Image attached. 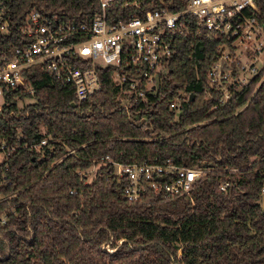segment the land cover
Instances as JSON below:
<instances>
[{"label":"trees","instance_id":"obj_1","mask_svg":"<svg viewBox=\"0 0 264 264\" xmlns=\"http://www.w3.org/2000/svg\"><path fill=\"white\" fill-rule=\"evenodd\" d=\"M174 1L182 8L187 0ZM254 3L264 29V0ZM32 10L83 22L99 3L9 0L11 29ZM213 47L178 39L157 94L129 111L119 107L111 69L99 73L101 90L76 107L73 90L37 67L24 74L32 102L17 108L15 92H5L0 140L16 150L0 163V264H264V79L214 109L204 98ZM179 94L194 100L176 118L168 105ZM138 108L148 112L147 124L130 122ZM44 139L48 158L31 148ZM65 147L75 156H65ZM102 157L212 170L188 196L165 201L151 192L130 203L112 165L85 182L82 172ZM231 167L240 173L229 177L223 169Z\"/></svg>","mask_w":264,"mask_h":264},{"label":"built area","instance_id":"obj_2","mask_svg":"<svg viewBox=\"0 0 264 264\" xmlns=\"http://www.w3.org/2000/svg\"><path fill=\"white\" fill-rule=\"evenodd\" d=\"M8 1L0 0V112L5 92H15L17 108L31 100L34 89L24 74L33 67L73 90L72 107L98 93L99 73L111 69L119 107L129 111L157 94L181 38L214 45L204 86V98L214 109L227 105L259 75L257 87L264 79V29L255 16V0H187L182 8L174 0H98L99 10L89 21H66L32 10L15 31L7 17ZM187 102L188 95L179 94L168 106L177 118ZM147 115L138 108L130 122L147 124ZM47 142L31 148L48 158L51 153L41 151ZM65 149V156H75L74 150ZM15 150L0 140V163ZM92 164L94 169L114 166L116 181L125 182L122 197L130 203L151 192L165 201L188 196L195 182L212 170L158 158L122 164L102 157ZM223 170L229 177L240 173L239 168ZM229 177L218 186L219 193L227 191Z\"/></svg>","mask_w":264,"mask_h":264},{"label":"rangeland","instance_id":"obj_3","mask_svg":"<svg viewBox=\"0 0 264 264\" xmlns=\"http://www.w3.org/2000/svg\"><path fill=\"white\" fill-rule=\"evenodd\" d=\"M166 73V72H165ZM29 102H32V101H23V103H19L20 107L26 103H29ZM0 161H1V156H0ZM97 170V168H93L91 167L90 169H88L87 171L85 172H82V174H85V176L87 177L85 182L88 183V182H91L93 177H94V174H95V171Z\"/></svg>","mask_w":264,"mask_h":264},{"label":"water","instance_id":"obj_4","mask_svg":"<svg viewBox=\"0 0 264 264\" xmlns=\"http://www.w3.org/2000/svg\"><path fill=\"white\" fill-rule=\"evenodd\" d=\"M189 100L193 101L194 100L193 96H190ZM261 206H262V209L264 210V194H262L261 196Z\"/></svg>","mask_w":264,"mask_h":264}]
</instances>
